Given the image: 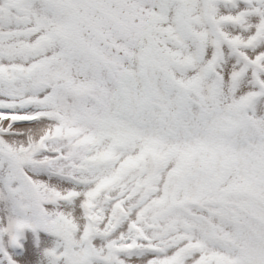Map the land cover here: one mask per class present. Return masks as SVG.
Instances as JSON below:
<instances>
[{
	"label": "snow or ice",
	"instance_id": "snow-or-ice-1",
	"mask_svg": "<svg viewBox=\"0 0 264 264\" xmlns=\"http://www.w3.org/2000/svg\"><path fill=\"white\" fill-rule=\"evenodd\" d=\"M0 264H264V0H0Z\"/></svg>",
	"mask_w": 264,
	"mask_h": 264
}]
</instances>
